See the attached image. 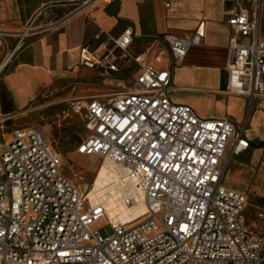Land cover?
<instances>
[{
	"label": "built area",
	"instance_id": "built-area-1",
	"mask_svg": "<svg viewBox=\"0 0 264 264\" xmlns=\"http://www.w3.org/2000/svg\"><path fill=\"white\" fill-rule=\"evenodd\" d=\"M101 1L84 0L63 15L56 8L65 4H48L21 25L0 24V80L36 36ZM248 2L229 9L227 91L264 96V0ZM203 36L200 28L188 37L163 36L175 65ZM107 38L114 49L96 55L84 46L81 62L102 68L112 91L70 98L64 111L79 116L88 132L75 152L114 163L147 210L113 220L90 197L94 180L65 175L63 155L43 127H16L0 138V264H264L263 236L247 222L248 195L223 182L228 151L248 148L249 140L229 119L203 118L171 101V71L129 52L132 27ZM116 49L139 67L130 83L109 80L120 71ZM125 202L138 201L128 195ZM101 221L112 232L93 229Z\"/></svg>",
	"mask_w": 264,
	"mask_h": 264
},
{
	"label": "crops",
	"instance_id": "crops-1",
	"mask_svg": "<svg viewBox=\"0 0 264 264\" xmlns=\"http://www.w3.org/2000/svg\"><path fill=\"white\" fill-rule=\"evenodd\" d=\"M83 1L0 0V24L21 25L37 10L54 3L65 4L56 8L57 14L63 15ZM235 1L110 0L36 36L3 75L2 86L15 107L22 109L50 88H68L92 71L97 72L104 83L108 75L102 68L82 64V48L88 46L96 55L103 54L114 49L108 35L117 37L126 27H132L129 52L144 54L149 61L171 71L168 91L171 101L190 105L203 118H227L236 131L249 140L248 148L238 153L228 151L223 182L248 195L247 222L264 239V145H260L264 142V96L249 97L227 91L226 64L232 37L227 19L229 9L236 6ZM240 4L250 7L248 0H240ZM198 28L204 32L202 43L192 45L182 63L175 65L163 36L188 37ZM100 31H103L102 37L96 39ZM261 37H264V2ZM114 54L120 71L112 73L109 80L132 82L139 67L132 58L122 57L119 49ZM158 56H161L160 61L156 60ZM126 63L129 65L125 66ZM63 80L69 81L62 85Z\"/></svg>",
	"mask_w": 264,
	"mask_h": 264
},
{
	"label": "rangeland",
	"instance_id": "rangeland-1",
	"mask_svg": "<svg viewBox=\"0 0 264 264\" xmlns=\"http://www.w3.org/2000/svg\"><path fill=\"white\" fill-rule=\"evenodd\" d=\"M102 0L98 6L105 4ZM95 8H92L94 10ZM90 9H87V11ZM129 65V63H126ZM69 80H63L62 85ZM112 87L103 83V78L95 71L89 72L68 88L52 87L45 91L29 106L17 109L0 80V138L14 128L28 125H38L46 130L52 144L62 153L65 162V175L70 179L93 181L101 166V158L87 156L75 152L76 143L73 135L81 140L88 134L83 120L74 114H68L67 100L84 98L87 95H109ZM92 183V182H89ZM105 228L112 232L106 221L96 224L93 229Z\"/></svg>",
	"mask_w": 264,
	"mask_h": 264
},
{
	"label": "bare ground",
	"instance_id": "bare-ground-1",
	"mask_svg": "<svg viewBox=\"0 0 264 264\" xmlns=\"http://www.w3.org/2000/svg\"><path fill=\"white\" fill-rule=\"evenodd\" d=\"M128 195L134 196L138 202L132 206L127 205L125 197ZM90 197L94 202H103L108 216L116 221L137 218L147 210L142 195L134 185L121 181L118 168L109 160L102 162L99 167Z\"/></svg>",
	"mask_w": 264,
	"mask_h": 264
},
{
	"label": "trees",
	"instance_id": "trees-1",
	"mask_svg": "<svg viewBox=\"0 0 264 264\" xmlns=\"http://www.w3.org/2000/svg\"><path fill=\"white\" fill-rule=\"evenodd\" d=\"M72 141L73 142H75L76 143V145L81 141V138H80V136H78V135H73V137H72ZM75 145V146H76ZM260 145H264V142H260Z\"/></svg>",
	"mask_w": 264,
	"mask_h": 264
}]
</instances>
